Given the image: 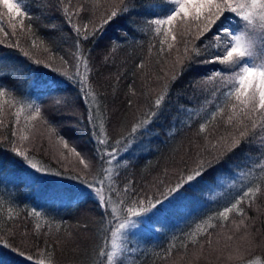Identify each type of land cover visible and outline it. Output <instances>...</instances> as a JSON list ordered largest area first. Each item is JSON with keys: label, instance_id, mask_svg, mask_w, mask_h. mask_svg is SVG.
<instances>
[{"label": "trees", "instance_id": "trees-1", "mask_svg": "<svg viewBox=\"0 0 264 264\" xmlns=\"http://www.w3.org/2000/svg\"><path fill=\"white\" fill-rule=\"evenodd\" d=\"M22 4L28 18L14 17L0 6V80L7 85L0 96V264H106L99 253L108 250L105 242L117 219L102 213L94 199L77 202L73 195L70 200L67 194L72 186L59 189L61 192L43 188L34 194L32 187L21 184L29 170L12 148L26 152L38 167L54 173L99 178L101 166L94 158L97 145L88 121L83 119L81 93L75 81L60 75L72 74L76 39L60 9L72 11L82 6L79 16L72 19L81 26L90 20L91 31L118 5V0H22ZM170 7L169 0H134L127 16L113 19L83 44L92 69L88 85L94 96L91 103L99 106L94 127L102 132L106 129L113 140L127 137L131 127L151 112L154 100L162 92L166 94L165 110L148 125L151 134L132 141L129 150L121 154L129 158L115 165L120 173L119 190L108 194L120 209L119 219L126 216L129 196L122 188L129 180L132 194L143 201L137 206L147 207L163 189L174 186L181 175L196 168L198 160L204 161L206 169L198 178L202 182L194 181L196 186L188 188L178 210L161 219L152 230L130 234L132 251L113 264H264V173L254 167L257 160H264V149L257 152L256 148L264 143V132L257 130L251 147L235 152L214 150L212 145L221 136L226 138L222 144L231 139L225 122L230 111L226 110L209 124L207 141L204 134L197 135L200 124L216 109L220 93L226 88L219 78L203 77L209 69L226 70V66L194 64L183 71L187 61L182 57V41L188 39L200 45L216 31L220 21L198 40L192 39L198 31L195 24L190 29L178 26L176 41L169 36L162 45L163 34L156 35L146 21ZM225 15L232 29L240 31V19L232 13ZM260 23L257 19L258 26ZM186 32L192 36L181 34ZM261 35L259 27L252 33L257 59L264 57ZM169 44L174 45L171 50ZM209 44L215 52L216 42ZM161 47L163 52L159 51ZM141 63L143 68L138 67ZM173 74H179L174 81ZM51 76L64 81L57 93L49 94L35 86ZM37 106L41 118L27 119ZM60 137L67 141V148ZM73 147L88 158L89 169L83 168L71 151ZM249 185H259L261 191L251 206L247 201L238 205L246 217L233 210L227 220L219 218L218 212ZM252 240L254 244L249 243ZM21 252L34 260H27Z\"/></svg>", "mask_w": 264, "mask_h": 264}, {"label": "snow or ice", "instance_id": "snow-or-ice-1", "mask_svg": "<svg viewBox=\"0 0 264 264\" xmlns=\"http://www.w3.org/2000/svg\"><path fill=\"white\" fill-rule=\"evenodd\" d=\"M169 3L171 7L165 13L157 14L154 18L146 21L147 24L152 26V31L156 35L163 34L162 45L167 42L169 36L173 42L176 41L175 29L178 26H185L190 29L195 24L198 31H196L194 36H192L191 32L181 34L192 36L193 40H198L205 33L211 31L212 26L217 21H220L216 31L207 40L201 41L200 45H196L188 39L182 41V57L184 61H187V66L183 71L189 70L194 64L215 65L219 63L226 66V70L209 69L207 75L203 77L204 79L219 78L224 82L226 88L220 93V100L217 101L216 109L212 113H209L205 121L200 124L197 135L204 134L203 139L207 141L209 124L226 110H229L230 114L226 117L225 122L230 129L228 133L231 138L230 142L222 144L221 141H224L226 138L221 136L217 143L212 145V148L214 150L219 149L222 152H235L237 148L253 146L252 142L257 135V130L264 132V57L257 59L252 36V33L259 27L262 33L260 39L264 41V0H169ZM0 6L14 17H29V13L23 10L22 0H0ZM132 7H134V0H128V3H125V0H118V5H114L106 15H103L101 23L94 25L91 31L88 30V26L91 23L90 20L85 21L81 26L72 19L73 16H79L80 11L83 10L82 6H78L72 11L60 9L64 16V23L71 26L76 36L75 63L72 65V74L68 75L67 72H64L60 75H64L67 79L75 81L78 91L81 93L80 98L84 102L85 108L83 119L88 121L87 127L93 138V142L97 145L94 150V158L101 166L99 178L85 180L80 176L73 177V179L79 181V184L73 185L71 192L67 196L71 200L74 195L77 202L80 199H94L96 204L101 208L102 213H108L109 215L114 213L116 209L109 207L111 196H106V192L110 193L119 190L117 180L120 173L119 169L115 168V165L129 158L121 154L129 150V145L132 141H138L143 136L151 134L148 125L152 122L153 117L162 115L167 106L166 94L162 92L154 100L151 112L144 119L134 124L128 136L123 139L113 140L108 135L106 129L102 132L100 128L94 127L97 122L96 113L99 106L91 103L94 96L89 90L88 85L90 84L89 74L92 69L89 66V57L86 48H83V44L85 41L94 39L96 34L100 32V29L113 19L118 16H127ZM225 13H232L240 19L242 23L240 31L237 32L232 29L229 17ZM221 17H223V20H221ZM257 19L261 22L259 26L257 25ZM20 24L23 26L22 20ZM12 27L15 29L16 25L13 24ZM29 27H31V23ZM209 41L216 42L215 46L217 50L215 52L211 51L212 45L209 44ZM173 46V44H169L168 49L171 50ZM159 51L163 52L164 48L161 47ZM201 56H204V59H198ZM64 63L67 65L68 61H64ZM177 63H180L179 58L177 59ZM82 67L83 72L81 71ZM138 67L143 68L144 65L141 63ZM13 71H16V69H13ZM0 74H3L2 68H0ZM179 74H182V72ZM179 74H173L172 80L174 81ZM63 83L64 81L59 79L58 76H51L48 80L41 81L35 86L47 90L49 94H55L60 91ZM6 86V83L0 80V96L4 95V88ZM167 87L168 85H165V88ZM132 94L135 95L134 90H132ZM59 102V100L56 101V103ZM20 111H23V108ZM18 116L19 112H17ZM37 118H41L39 106L35 108L34 115L29 116L27 119L35 120ZM245 118L248 121L247 123H245ZM16 122L18 123V119ZM45 122L48 123L46 119ZM50 129H54V125L50 124ZM23 139H27V137ZM60 139L67 148V141L63 137H60ZM256 148L257 152L261 151V149H264V143L257 145ZM12 151L17 157L22 159L25 167L29 170L28 178L30 181L43 182L47 176L62 175L61 172L53 173L47 168L38 167L36 163L32 162L26 152L16 147H13ZM71 151L79 159L85 170L90 168L87 157L77 152L74 147ZM219 160L220 157H217V162ZM197 165L196 168L186 175H181L174 186L163 189L156 199L148 202L147 207L137 206L142 204L143 201L137 199L132 194L134 190L130 188V180L123 185V193L129 196L126 204L124 201H120L121 204H125L124 210L126 216L112 227L110 250L102 249L99 253L100 257L106 258V264H113L115 260L124 255L126 251L124 241L132 234L133 230H152L156 223L182 206L181 202L184 200L188 188L196 186L193 184L194 181L202 182L198 178H201L206 170L204 161L198 160ZM254 167L261 169L262 173H264V160H257ZM105 177L109 180L107 185L104 184ZM185 185L188 187L185 188ZM181 189H184V191H181ZM260 191L259 185H249L229 206L218 212L217 216L223 220H227L229 213L236 210L238 215L246 217L245 212L238 205L247 201L249 206H251V203ZM33 211L34 214L40 215L35 210ZM240 223L244 224V219H241ZM212 227H215V225L213 224ZM245 227L247 228V225ZM199 231L200 229L198 228L197 232ZM118 236L119 243L117 241ZM249 243L254 244L255 241L252 240ZM2 246L10 247L8 244H3ZM12 250L15 251L16 249L13 248ZM19 254L25 256L29 261L34 260V257L31 255H26L23 252ZM120 264H122V261Z\"/></svg>", "mask_w": 264, "mask_h": 264}, {"label": "rangeland", "instance_id": "rangeland-1", "mask_svg": "<svg viewBox=\"0 0 264 264\" xmlns=\"http://www.w3.org/2000/svg\"><path fill=\"white\" fill-rule=\"evenodd\" d=\"M85 180H92V179H85ZM107 182H108V179H107V177H105L104 184L107 183ZM21 184L24 185L25 187H32V191L35 194V193H40L43 190V188H45L47 190H54L55 188L58 189V190L59 189H66L69 186H73V185L79 184V181L73 179V177L70 176V175L63 174V175H60V176H52V175L47 176L44 179L43 182H33V181H30L28 177L27 178L23 177V181H22ZM59 192H61V190H59ZM106 196H109L108 192H106ZM109 207L116 209V211L111 214V219L112 220H116L117 219V221H119L120 220L119 218H120L121 214H120V209H118L119 207L117 208V205L115 204V201L110 200ZM111 230H112V228L109 229V234L110 235H111ZM138 230L139 229H135V230L132 231V233H134L135 231H138ZM110 235L108 237V240L105 242V245L108 246V250H110ZM129 236L124 241V247H125L126 251H125V253H124V255L122 257H126L125 254L127 252H129V251H132V249L129 248V244H130V242H132L131 238L129 240ZM117 241H118V243L120 242L119 241V236L117 237ZM122 257H120V258H122ZM120 258H118V259H120ZM252 264H255V263H252Z\"/></svg>", "mask_w": 264, "mask_h": 264}]
</instances>
